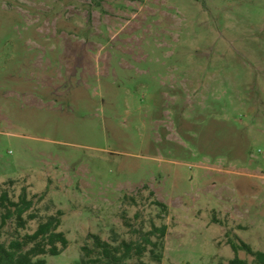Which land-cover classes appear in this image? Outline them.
Segmentation results:
<instances>
[{
    "label": "rangeland",
    "instance_id": "rangeland-1",
    "mask_svg": "<svg viewBox=\"0 0 264 264\" xmlns=\"http://www.w3.org/2000/svg\"><path fill=\"white\" fill-rule=\"evenodd\" d=\"M23 191L20 235L61 213L49 264L153 225L160 264H252L230 243L264 253V0H0V195Z\"/></svg>",
    "mask_w": 264,
    "mask_h": 264
},
{
    "label": "trees",
    "instance_id": "trees-1",
    "mask_svg": "<svg viewBox=\"0 0 264 264\" xmlns=\"http://www.w3.org/2000/svg\"><path fill=\"white\" fill-rule=\"evenodd\" d=\"M166 209L162 203H155ZM33 203L25 191L21 193L18 201L9 198L7 192L0 195V208L2 211V226L9 221L15 222L17 237L8 245L0 243V264H49L42 256H59L67 247L68 239L65 234L59 232L61 225L60 214L48 216L41 221L32 234L20 235L19 230H25L28 221L37 219V216L30 213ZM167 234V226L156 227L141 236L139 241H122L114 245L103 241L98 235H90L92 248H84L86 257L91 264H124L128 260L136 259L138 264H145L141 260L149 253L153 262L160 264L163 258L164 239ZM235 254L243 251L253 258L252 264H264V253L254 251L250 245L237 239V242L230 243ZM229 264H248L246 261L235 257Z\"/></svg>",
    "mask_w": 264,
    "mask_h": 264
}]
</instances>
